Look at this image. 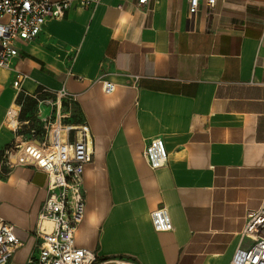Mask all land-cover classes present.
Returning <instances> with one entry per match:
<instances>
[{
  "label": "crops",
  "instance_id": "0c3cea01",
  "mask_svg": "<svg viewBox=\"0 0 264 264\" xmlns=\"http://www.w3.org/2000/svg\"><path fill=\"white\" fill-rule=\"evenodd\" d=\"M57 2L60 0H51ZM210 12V13H209ZM11 69H0V159L18 133L4 124L19 98V121L37 113L42 89H64L66 123L88 126L93 161L84 166L82 223L74 246L98 261L230 264L246 216L264 196V0L201 4L190 18L181 0H102L48 20L29 43L17 42ZM137 77V80L135 79ZM102 83L114 85L104 94ZM159 138L168 159L151 171L143 157ZM46 178L30 167L0 166V219L21 246L11 264L35 255V226ZM164 208L169 232L152 229Z\"/></svg>",
  "mask_w": 264,
  "mask_h": 264
},
{
  "label": "built area",
  "instance_id": "2783aa9c",
  "mask_svg": "<svg viewBox=\"0 0 264 264\" xmlns=\"http://www.w3.org/2000/svg\"><path fill=\"white\" fill-rule=\"evenodd\" d=\"M102 0H0V69L13 72L12 88L26 98L21 89L26 75L11 69V61L18 56L17 42L29 43L42 33L46 21L61 20L72 7L92 9ZM150 1L137 0L139 7ZM187 4L190 18L201 4L210 11L218 0H181ZM210 13V12H209ZM137 80V77H135ZM104 94H111L114 85L102 83ZM46 98L38 100L37 113L32 119L19 121L22 103L10 106L4 116L5 126L19 137L2 152L0 166L30 167L46 178V197L42 202L35 226L39 239L38 251L23 264H135L129 259L114 258L98 261L95 255L74 246V235L83 221L86 190L83 169L93 161L94 150L88 126L69 125L65 105L74 101L64 89H42ZM142 157L151 171L163 168L167 153L159 138L147 142ZM152 229L169 232L172 224L164 208L149 213ZM242 237L249 241L246 248H238L230 264H264V196L257 210L246 216ZM21 244L14 227L0 219V264H11Z\"/></svg>",
  "mask_w": 264,
  "mask_h": 264
},
{
  "label": "trees",
  "instance_id": "16d2710c",
  "mask_svg": "<svg viewBox=\"0 0 264 264\" xmlns=\"http://www.w3.org/2000/svg\"><path fill=\"white\" fill-rule=\"evenodd\" d=\"M17 102H18V103H22V102L24 103V101L21 100V98H19Z\"/></svg>",
  "mask_w": 264,
  "mask_h": 264
}]
</instances>
